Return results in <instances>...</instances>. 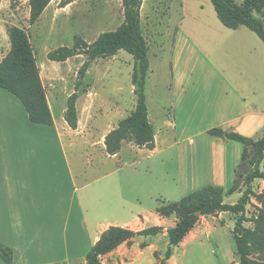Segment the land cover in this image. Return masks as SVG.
Instances as JSON below:
<instances>
[{
	"label": "crops",
	"instance_id": "obj_1",
	"mask_svg": "<svg viewBox=\"0 0 264 264\" xmlns=\"http://www.w3.org/2000/svg\"><path fill=\"white\" fill-rule=\"evenodd\" d=\"M182 2L185 11L186 0ZM204 7L205 15L191 20L184 15L172 35L169 49L171 84L168 87L172 105L165 115L166 121L159 127V133L153 126L156 147L153 151L149 150L151 153L159 152L163 146L179 145L200 125L202 131L199 135L221 128L254 140L263 137L264 78L260 81L258 75L261 67L264 71V43L246 27L231 30L223 26L209 2L207 9L211 17L208 18L206 4L202 11ZM233 37L249 44L244 49L248 68L239 74L240 81L234 80L230 69L219 63L221 51ZM6 55L0 57V62ZM159 57L163 59V55ZM74 93L75 88L73 92L69 91L67 99ZM56 97L47 91L54 125H35L30 122L19 99L0 88V242L14 251L13 264H84L88 252L104 231L112 226L128 228L127 225L137 222L133 219L135 216L133 220L120 222L112 217L114 208L109 206L107 214L101 213L103 206L99 204V196L98 202H94V192H88L90 184H98L102 180L108 188L114 187V177L119 169H107L101 177L100 160L94 164L93 159L91 164H85L83 150L84 146L90 145V149L105 153L113 160L122 157L126 146L129 152L148 149L125 142L117 155H108L105 137L118 125L106 128L100 136L82 126L81 118L94 113L87 108L80 115V104L86 102L84 96H79L77 101L78 128L74 130L66 122L67 107L63 110V122L59 124L52 109V100ZM89 102L88 99V105ZM147 105L149 110L148 99ZM98 137L100 142H96ZM207 148L212 150L208 155L210 161L207 167L212 170L207 172V182H215L214 186H219L232 177L236 180L243 145L207 134ZM226 214L202 217L196 227L202 219L213 218L216 222H224ZM158 217L162 221L167 219ZM143 225L141 230L146 228ZM210 226L207 224L208 230ZM196 227L180 246L185 247L190 241H202V237L194 233ZM157 236L136 237L133 241ZM148 248L154 257L151 264H158L159 259L154 255L157 246L150 245ZM126 251L131 257L128 262L122 258L123 264H139L146 255L145 249L130 252L127 248ZM159 256L163 259L162 255ZM114 259L118 260L117 257ZM223 263L230 264V258ZM0 264L6 263L0 258ZM167 264H177L175 255ZM236 264H239L237 257Z\"/></svg>",
	"mask_w": 264,
	"mask_h": 264
},
{
	"label": "rangeland",
	"instance_id": "obj_2",
	"mask_svg": "<svg viewBox=\"0 0 264 264\" xmlns=\"http://www.w3.org/2000/svg\"><path fill=\"white\" fill-rule=\"evenodd\" d=\"M63 1L53 0L39 21L31 25L29 0H0V57L9 51L10 28L19 27L28 31L46 90L50 95L53 93L57 96L56 100H52V109L59 124L63 122L62 114L67 107V94L69 91H74L79 81L80 69L87 61V57L81 55L61 63L51 61L48 54L61 47L72 48L77 38L92 44L102 33L118 29L125 18V0H70V4L62 7ZM234 1L239 4L243 2V0ZM207 2L212 5L210 0H186L187 8L184 11L182 0L143 1L142 32L149 46L150 60L146 97L150 110L149 118L157 132L166 121L165 115L172 105V97L168 92L171 84L169 49L172 44V35L184 15L190 20L202 14L205 15V7L202 11L205 4L207 17L210 18ZM259 17L264 18V12ZM246 30L250 31L248 28ZM248 46L249 44L242 39L233 37L220 53L219 63L230 69L231 77L236 81L241 80L238 76L242 70L248 68V62L245 59L246 50H244ZM159 55H163V59ZM135 71H138V66L134 58L125 51L91 63L78 92L80 98L83 96L86 98V102L80 104V115L82 116L87 108L94 110V113L90 117L81 118L82 126L96 132V136H100L106 128L118 125L133 112L138 99L135 93L137 85L133 84ZM258 76L262 81L264 78L262 67ZM262 84L264 85V80ZM199 127L187 136L189 138L184 142L173 147L163 146L156 153H151L149 150L138 151L139 149L129 152L126 146L121 158L110 160L105 153L98 152L94 148L90 149V145L84 146L85 164L87 162L91 164L90 160L93 159L94 164L96 160H100L101 177L107 169H119L114 177V187L108 188L102 180L98 184H90L88 192H94V202H98L99 196V204L103 206L101 213L107 214L109 206L110 209L114 208L112 217L115 216L120 222L136 219V223L127 225L135 231L141 230L144 227L143 224L146 228L157 224L167 229L173 227L177 221L175 216L164 221L158 217L157 209L162 203L179 201L184 196L215 183L207 182V172L210 170L207 167L210 161L208 155L212 150L207 148L208 133L199 135L202 126ZM100 140L101 138L98 137L96 142ZM246 170H248L247 173H245ZM261 170L264 171V162ZM252 171L250 166L239 169L238 180L241 192L225 196L226 204L233 205L242 197L247 190L244 177ZM234 183L235 179L232 177L230 181L219 186L227 191ZM250 188L253 194L264 193V180H254ZM259 208L261 205L256 198L253 195L250 196V202L246 207V216L250 222L245 223V226L255 228V222L252 219L258 216ZM133 216L135 217L132 219ZM235 219L236 216L231 213L224 215V222H216L213 218L202 219L194 230L195 235L202 237V241H190L185 247L176 248L175 262L177 264H224L226 258H230V264H236L237 257L239 263L232 233ZM207 224L212 225L209 230ZM150 245L157 246L158 250L154 255L160 262L162 259L159 255H162V258L165 257L169 239L164 234L146 239L138 238L131 244H123L103 256L102 262L123 264L122 258L128 262L131 257V254L126 251L128 248L130 252L145 249L146 255L139 264H151L154 257L150 255L148 248ZM116 257L118 260L114 259Z\"/></svg>",
	"mask_w": 264,
	"mask_h": 264
},
{
	"label": "trees",
	"instance_id": "obj_3",
	"mask_svg": "<svg viewBox=\"0 0 264 264\" xmlns=\"http://www.w3.org/2000/svg\"><path fill=\"white\" fill-rule=\"evenodd\" d=\"M53 0H29L30 24L39 21ZM144 0H125V18L123 24L115 31L102 33L95 42L87 44L77 38L72 48L61 47L48 54L54 62H66L70 58L84 55L87 61L79 72V81L75 93L67 102L65 120L72 129L78 128L77 101L82 79L92 62L116 56L120 51L130 54L138 71L133 74V84L137 85V105L134 111L121 120L118 127L105 137V149L108 155L115 156L123 144L132 143L140 149H155V130L149 120L146 97V83L150 72L148 57L149 46L142 32L141 9ZM217 18L228 29L238 30L246 27L255 33L264 43V0H243L241 4L234 0H210ZM64 0L63 6L70 4ZM10 50L0 62V88L14 95L25 107L29 120L35 125L53 126L54 119L47 99V91L40 75L31 37L27 30L19 27L8 31ZM139 75V80H138ZM211 137L236 141L243 145L241 162L238 166L235 183L227 191L223 187L209 185L197 190L176 202L162 203L157 213L162 218L176 216L173 227L151 226L140 231L130 228L112 226L104 231L99 241L90 249L85 264H103L102 257L113 252L123 244H131L136 237L157 236L166 233L169 245L165 257L159 264H167L173 257L175 248L179 247L188 234L196 227L202 217H216L221 213L236 216L233 238L237 248L240 264H264V193L253 194L250 186L254 180H264L261 165L264 162V134L259 140L245 137L236 132H226L213 128L207 132ZM250 166L253 171L245 175L244 185L247 190L237 203H225V196L241 192L239 186V169ZM246 170L245 173H247ZM243 178V177H242ZM254 196L261 205L259 214L252 219L255 228H248L250 222L246 216V207L250 196ZM0 258L6 264H13L14 251L0 242Z\"/></svg>",
	"mask_w": 264,
	"mask_h": 264
}]
</instances>
